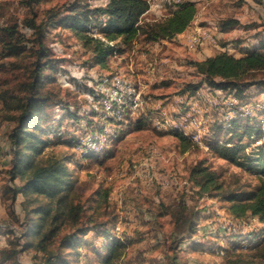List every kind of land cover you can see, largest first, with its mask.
Segmentation results:
<instances>
[{
    "label": "rangeland",
    "instance_id": "obj_1",
    "mask_svg": "<svg viewBox=\"0 0 264 264\" xmlns=\"http://www.w3.org/2000/svg\"><path fill=\"white\" fill-rule=\"evenodd\" d=\"M23 1L0 0V29L15 26L16 33L19 32L15 38L19 39L13 45L20 49L19 54L8 55L2 41L4 35L0 33V92L7 91L9 96L17 98L25 95L21 85L30 78L40 49L33 31L26 27L33 11ZM189 1L194 2L198 10L191 24L193 31L184 37L155 44L140 38L130 46L120 45L121 52L107 59L108 69L94 63L92 48L86 46L76 32L59 26L48 30L45 40L48 57L45 60L53 68L44 74L54 80H48L41 88V93L48 98L43 128L57 131L62 127L58 134L48 135L50 144L37 160L51 156L69 158L68 169L76 192L87 208L84 221L82 219L74 226L64 224L57 237L48 241L51 249H56L60 238L81 223V226L91 228L98 225L84 237L86 246L80 253L74 250L66 253L69 260L77 256L78 264H101L105 256L103 246L114 238L126 243L125 251L115 264H228L225 249L228 252L255 246L258 239L253 238L264 228L258 217L233 219L227 210L228 203L221 197L200 196L190 178L191 169L205 161L211 170L221 175L227 189L252 190L259 185L255 164L247 168L217 157L205 137L218 117L226 127L232 119L251 117V124L261 129L263 136L256 141L255 137L246 139V143H251L248 151L252 153L264 146V92L259 91L262 87L258 84L250 87L249 101L245 102L234 94L207 86L194 95L184 92L188 84L202 78L192 62L224 52L236 57L255 50L264 52V0H148L150 9L142 22L162 21L177 4ZM107 2L41 0L35 10L38 21L49 18L51 11L59 12V20L70 13L72 6H78L80 11L93 10ZM228 20L238 23L224 30ZM99 30L94 27L89 33L100 36ZM206 38L214 42H204ZM117 67L125 71H118ZM105 76L123 77L140 88L145 100L140 117L137 115L138 119L130 126H121L124 129L117 132L116 139H112V134L117 121H105L112 116L103 112L97 102V90ZM251 80H264V71L253 73ZM221 93L234 99V102L225 101V108L232 113L222 108ZM179 99L184 103H179ZM124 108L127 113L118 122H126L130 117L128 107ZM158 108H161V119L156 118ZM164 108L172 119L180 116V111L198 115L207 126L202 145L184 151L172 128L161 127L157 122L167 118ZM96 110L102 113L101 129L87 120L92 114L96 116ZM19 114L20 110L7 109L0 104V264H45L43 252L23 249L26 240L20 237L24 229L22 204L25 197L19 195L14 206L9 208L11 195L2 194L6 186L24 184L20 178L12 179L15 149L11 136L18 124L13 117ZM89 133L108 136L102 153L78 151L77 146ZM86 154L88 157H84ZM184 204L188 211H198L202 216L197 232L191 237L183 236L174 225L173 214L182 210ZM182 236L184 240L179 243ZM12 241L20 243V253L2 261V251L11 248ZM254 252L256 250L244 252L243 258L250 260Z\"/></svg>",
    "mask_w": 264,
    "mask_h": 264
},
{
    "label": "trees",
    "instance_id": "obj_2",
    "mask_svg": "<svg viewBox=\"0 0 264 264\" xmlns=\"http://www.w3.org/2000/svg\"><path fill=\"white\" fill-rule=\"evenodd\" d=\"M41 0H24L23 3L33 11V17L26 23V27L36 36L35 43L40 49L37 51L35 68L30 71L29 79L22 83V98L9 96L7 91L0 92V104L7 109L20 110V114L13 119L17 120V127L11 136L15 151V168L12 173L13 181L20 178L23 185H14L11 188H3L2 194L11 195L9 208L13 207L19 195L25 197L23 210L25 219L23 223L22 239L26 240L23 249H36L45 255V264H78V257L69 260L66 253L74 250L78 253L85 247L84 237L97 226H77L73 231L60 238L58 247L51 249L49 240L57 237L64 224L78 225L82 219L87 218V208L79 200L72 174L68 169L71 162L69 158L51 156L37 160L44 154L49 146L48 135L57 134L61 127L55 131L43 128V114L48 98L41 93V88L49 80L54 78L44 74V71L52 69L50 63L45 60L48 57L45 40L48 30L52 27H65L76 32L90 46L94 53L93 60L97 65L105 66L107 59L121 52L120 45L130 46L140 38L147 43H159L164 40H173L184 33L194 21L197 15V7L194 2H182L162 21L155 23H143L142 18L150 9L148 0H108L105 6L96 9L79 10L78 6L70 7V13L59 18V12L51 11L49 18L38 21V12L35 6ZM238 22L228 20L224 24V30ZM99 28L100 36H93L89 32L93 28ZM15 26H7L0 29L4 35L2 39L4 49L8 55L19 54L20 49L13 45L18 33ZM1 37V36H0ZM198 75L202 78L197 83H190L184 92L194 95L207 86L213 90H222L228 94H234L244 102L249 101L248 90L259 85L264 92V80L254 82L251 80L253 73L264 71V52L255 50L241 57L226 52L211 56L202 61L191 63ZM95 92V90L93 91ZM260 92V93H261ZM97 102H102V96H97ZM16 105L13 107V105ZM127 113V112H126ZM124 112V116L126 114ZM102 113L96 110V116H89L87 120L101 129L100 120ZM250 116V115H248ZM76 118L77 115L75 114ZM140 117V116H138ZM138 117H128V121L118 122L117 118L108 117V122L115 119L118 123L112 139H116L117 132L124 129L121 126H130ZM86 118V117H83ZM253 118L232 119L226 127L218 117L206 135V143L212 153L217 157L238 166L249 167L252 163L258 169L259 185L252 190L227 189L221 180V175L211 170L205 161L197 163L190 172V178L198 187L200 196L210 195L221 197L228 203L227 210L233 219L241 220L249 217H258L264 224V146L249 153L251 143L245 140L255 137V141L263 136L261 129H256L251 124ZM114 120V121H115ZM244 121V122H242ZM140 124L142 122L140 121ZM119 126V127H118ZM121 127V128H120ZM118 128V130H117ZM98 129H92L95 131ZM240 130H243L240 132ZM91 131V132H92ZM63 134V133H62ZM62 134H60L62 136ZM255 134L257 136H255ZM174 135L181 141L184 151L189 150L195 144L183 133L174 130ZM108 137V136H107ZM224 138V141L222 140ZM204 140V139H203ZM223 141V142H222ZM80 144V143H79ZM73 146V145H72ZM103 152V151H102ZM99 152V153H102ZM89 154V153H88ZM86 154L84 157H88ZM98 154V153H95ZM253 168V169H255ZM187 204L174 216V225L177 231L191 237L197 232L200 220L198 211H188ZM253 239H258L255 246L243 249H225V258L228 264H264V228ZM183 236L180 241H183ZM260 240V241H259ZM11 248L2 251V261L15 257L20 253V243L11 242ZM126 249V243L120 238L107 240L103 246L105 256L101 264H115ZM256 250L251 254L250 260H245L243 253ZM9 251V254H8ZM67 251V252H66ZM70 255V254H69Z\"/></svg>",
    "mask_w": 264,
    "mask_h": 264
},
{
    "label": "bare ground",
    "instance_id": "obj_3",
    "mask_svg": "<svg viewBox=\"0 0 264 264\" xmlns=\"http://www.w3.org/2000/svg\"><path fill=\"white\" fill-rule=\"evenodd\" d=\"M98 89L99 90H97V96H102L101 107L103 112L114 118L121 119L125 112L124 107L126 106L129 109L128 113L130 114V117H135L133 116V114L134 98L136 96H140L141 110H137L138 116L145 106V100H143L142 98V91L140 90V88L132 85L131 83H129V81H127L121 76H105L101 79V83ZM163 111L165 115H167V118L163 119L162 121L158 119L157 122L159 123V126L164 128H172L173 131L175 130L180 133H183L185 136L190 138L195 144L202 145V135L206 133L207 126L202 123L198 115L194 113L193 116H189V121H187V113H183L180 111V116L175 119H172L173 116H168L169 113H167V108H164ZM244 115L246 114H242V116ZM156 118H159L158 113ZM197 125H199L198 129ZM106 139L107 135L103 136V134L101 133H89L88 137H84L80 142L79 146H77L79 148L78 151L80 150L83 153L102 152L104 151V147L106 146ZM77 147L75 149H77Z\"/></svg>",
    "mask_w": 264,
    "mask_h": 264
},
{
    "label": "built area",
    "instance_id": "obj_4",
    "mask_svg": "<svg viewBox=\"0 0 264 264\" xmlns=\"http://www.w3.org/2000/svg\"><path fill=\"white\" fill-rule=\"evenodd\" d=\"M204 42H214V41H207V38H206L204 40ZM120 93H122V92H120ZM221 94H222V108H224V111H230L231 112V110H228L225 108V101H233L234 102V99L232 98L231 95H228L226 93H221ZM185 102H187V100ZM179 103H184L183 99H179ZM192 103H194V102H192ZM137 110H141L140 109V96H136L134 98V114H133V116L137 117ZM158 115H159V118L161 119V108H158ZM189 116H193V113H187V121H189ZM198 128H199V125H197V129ZM84 137H88V134L85 135Z\"/></svg>",
    "mask_w": 264,
    "mask_h": 264
},
{
    "label": "crops",
    "instance_id": "obj_5",
    "mask_svg": "<svg viewBox=\"0 0 264 264\" xmlns=\"http://www.w3.org/2000/svg\"><path fill=\"white\" fill-rule=\"evenodd\" d=\"M191 31H193V30H192V28H191V26H190V27H189L184 33H182V34H180V35H178V36H180V37H184L186 33L189 34ZM154 44H155V43H154ZM103 68L108 69V67H106V65L103 66ZM116 70L121 71V72H124V71H125L124 69H122V68H120V67H117ZM143 81H144V80H143ZM143 83H145V81H144ZM144 86L146 87V85H144Z\"/></svg>",
    "mask_w": 264,
    "mask_h": 264
}]
</instances>
